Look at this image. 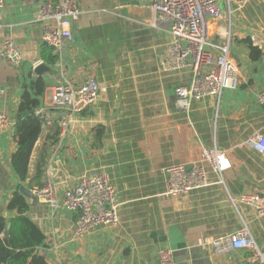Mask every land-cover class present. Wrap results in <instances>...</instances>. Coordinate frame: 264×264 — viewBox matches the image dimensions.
I'll use <instances>...</instances> for the list:
<instances>
[{
	"label": "crops",
	"instance_id": "obj_1",
	"mask_svg": "<svg viewBox=\"0 0 264 264\" xmlns=\"http://www.w3.org/2000/svg\"><path fill=\"white\" fill-rule=\"evenodd\" d=\"M41 1L4 0L0 10V51L12 38L23 55L20 68L0 57V112L15 121L0 131V216L9 221L16 212L8 204L20 183L11 163L16 117L23 85L35 79L33 69L43 62ZM151 3L81 0L74 41L59 55L54 50L57 62L42 74L48 87L41 106L51 103L53 87L63 78L80 85L92 77L100 93L87 111L71 117L64 135L59 125L55 135L56 122L44 124L30 174L44 157V183H53L61 203L64 192L84 175L106 173L119 203L116 225L98 226L79 238L73 230L77 213L61 204L53 207L27 190L28 216L46 236L39 252L49 264H159L165 249L173 251L172 264H250L244 250L219 256L210 245L211 239L239 229L242 221L264 248V216L231 201L242 194L264 195V153L246 144L254 134H264V106L257 101L264 89V0H249L230 18L231 55L241 73L238 89L225 91L220 100H194L187 112L177 108L175 90L190 84L192 72L160 69L171 34L168 25H154ZM221 6L225 9L224 1ZM228 23L226 18L220 26ZM218 24H211L210 33L220 43ZM245 38L261 46L260 60L252 61L249 47L239 43ZM203 145L227 151L226 185L205 163L207 186L185 196L168 195L165 169L198 162Z\"/></svg>",
	"mask_w": 264,
	"mask_h": 264
},
{
	"label": "built area",
	"instance_id": "obj_2",
	"mask_svg": "<svg viewBox=\"0 0 264 264\" xmlns=\"http://www.w3.org/2000/svg\"><path fill=\"white\" fill-rule=\"evenodd\" d=\"M225 2V9L221 6ZM249 0H152L151 9L156 24L168 25L171 34L165 51L159 57L162 71H177L189 68L192 79L188 86L175 90L176 105L181 111H189L192 101L204 97H216L220 100L227 90H236L241 83L240 67L233 59V34L230 18L236 9L242 8ZM81 0H42L38 20L44 25L43 40L52 46L59 55L64 46L74 41L72 26L80 19ZM4 0H0V10ZM229 19L228 27L220 22ZM219 23L217 32L222 34L220 43L211 39L210 26ZM0 18V27H2ZM1 59L12 67L20 68L23 55L12 38L5 40L0 51ZM39 65V64H38ZM35 65V68L38 66ZM33 69V76H37ZM100 88L96 79L89 77L76 85L63 78L53 87L52 101L48 106L35 110L37 117L46 125L55 122L64 135L70 126L73 115L87 111L99 98ZM257 101L264 106V89L257 94ZM14 119L0 112V131L14 124ZM246 144L254 150L264 153V134L256 133ZM217 174L220 182L226 185L225 174L231 168L227 151L213 146L203 145L200 160L190 164H175L165 169L166 193L179 197L208 184V170ZM30 192L53 207L63 208L77 213L74 224L76 237H83L98 226H112L118 223V193L115 185L106 173L84 175L72 187L68 188L59 203L56 189L50 180L42 187H34ZM238 208L243 204L252 208L259 216H264V195L242 194L238 199L231 197ZM210 245L215 255H226L234 250L249 253L250 264H264V248L258 243L249 226L242 221L236 231L211 239ZM173 251H160L158 263L172 264Z\"/></svg>",
	"mask_w": 264,
	"mask_h": 264
},
{
	"label": "trees",
	"instance_id": "obj_3",
	"mask_svg": "<svg viewBox=\"0 0 264 264\" xmlns=\"http://www.w3.org/2000/svg\"><path fill=\"white\" fill-rule=\"evenodd\" d=\"M239 43L249 47L252 61L256 62L263 56V49L251 38L239 40ZM41 59L47 65L57 62V55L52 46L42 45ZM47 87L48 82L43 75H37L29 84L23 85L19 112L33 111V113L16 122L15 125L14 140L17 148L12 154L11 163L20 183L8 204V210L15 211L16 215L10 221L0 216V264H49L46 257L39 252V247L45 245L46 236L28 216L30 206L27 199V190L44 185L46 159L40 157L32 175L30 163L44 127L42 119L36 116L35 110L42 105ZM54 130L55 135H58L59 127L56 123ZM8 222H11V228L9 236L5 237Z\"/></svg>",
	"mask_w": 264,
	"mask_h": 264
},
{
	"label": "water",
	"instance_id": "obj_4",
	"mask_svg": "<svg viewBox=\"0 0 264 264\" xmlns=\"http://www.w3.org/2000/svg\"><path fill=\"white\" fill-rule=\"evenodd\" d=\"M44 44L47 45V42H44ZM49 70V67L46 63L44 62H41L36 68H35V73L37 75H42L44 72L48 71ZM33 113V111H24V112H21L17 115L16 117V122L28 117L29 115H31ZM11 228V222H8L7 224V229L5 231V237H8L9 236V230Z\"/></svg>",
	"mask_w": 264,
	"mask_h": 264
},
{
	"label": "rangeland",
	"instance_id": "obj_5",
	"mask_svg": "<svg viewBox=\"0 0 264 264\" xmlns=\"http://www.w3.org/2000/svg\"><path fill=\"white\" fill-rule=\"evenodd\" d=\"M213 37H211V39H212ZM214 39V38H213ZM214 40H216V39H214Z\"/></svg>",
	"mask_w": 264,
	"mask_h": 264
}]
</instances>
